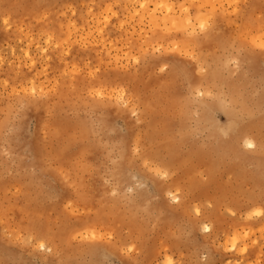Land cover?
Instances as JSON below:
<instances>
[{"label": "rangeland", "instance_id": "rangeland-1", "mask_svg": "<svg viewBox=\"0 0 264 264\" xmlns=\"http://www.w3.org/2000/svg\"><path fill=\"white\" fill-rule=\"evenodd\" d=\"M0 264H264V0H0Z\"/></svg>", "mask_w": 264, "mask_h": 264}, {"label": "bare ground", "instance_id": "bare-ground-1", "mask_svg": "<svg viewBox=\"0 0 264 264\" xmlns=\"http://www.w3.org/2000/svg\"><path fill=\"white\" fill-rule=\"evenodd\" d=\"M243 142H244L245 146H247V147H249V148H252V147L254 146V143L252 142V140L249 139V138H247V137H244V138H243ZM249 145H251V147H250ZM150 157H151V156H150ZM118 175H119V176H118L119 180H121V177H120L121 174H118ZM41 246H43V245H41Z\"/></svg>", "mask_w": 264, "mask_h": 264}, {"label": "snow or ice", "instance_id": "snow-or-ice-1", "mask_svg": "<svg viewBox=\"0 0 264 264\" xmlns=\"http://www.w3.org/2000/svg\"><path fill=\"white\" fill-rule=\"evenodd\" d=\"M251 147V145H249Z\"/></svg>", "mask_w": 264, "mask_h": 264}]
</instances>
